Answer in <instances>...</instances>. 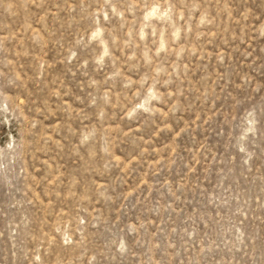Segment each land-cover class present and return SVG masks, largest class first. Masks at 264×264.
I'll return each instance as SVG.
<instances>
[{
    "label": "rangeland",
    "instance_id": "374dc122",
    "mask_svg": "<svg viewBox=\"0 0 264 264\" xmlns=\"http://www.w3.org/2000/svg\"><path fill=\"white\" fill-rule=\"evenodd\" d=\"M0 264H264V0H0Z\"/></svg>",
    "mask_w": 264,
    "mask_h": 264
}]
</instances>
